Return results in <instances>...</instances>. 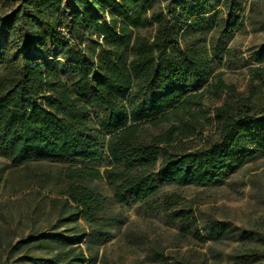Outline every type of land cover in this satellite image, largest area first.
I'll return each instance as SVG.
<instances>
[{"label": "trees", "instance_id": "trees-1", "mask_svg": "<svg viewBox=\"0 0 264 264\" xmlns=\"http://www.w3.org/2000/svg\"><path fill=\"white\" fill-rule=\"evenodd\" d=\"M240 7L241 0H166L164 7L155 0H19L0 16V38L26 51L9 58L0 44V156L14 169L58 168L38 183L61 197L52 202L64 229L38 236L49 255L31 264H94L80 240L89 232L88 241H103L118 219L93 181L104 179L121 204L125 196L142 202L158 183H210L264 153V92L253 86L236 94L215 73L207 41L241 25ZM31 47L67 61L70 82L64 66L40 63ZM259 53L264 63V45ZM251 73L264 87V66ZM223 91L226 101L208 116L205 94ZM94 107L106 116L94 121ZM206 125L212 133L192 150L189 141L201 140ZM103 151L110 160L103 172L68 164L94 163Z\"/></svg>", "mask_w": 264, "mask_h": 264}, {"label": "rangeland", "instance_id": "rangeland-1", "mask_svg": "<svg viewBox=\"0 0 264 264\" xmlns=\"http://www.w3.org/2000/svg\"><path fill=\"white\" fill-rule=\"evenodd\" d=\"M19 0H0V16L16 7ZM164 7L166 0H155ZM93 9V8H92ZM69 8L65 12H69ZM237 16L241 25L227 36L210 33L207 41L215 54V73L235 93L247 96L251 87L264 92L262 82L252 80V70L264 66L257 58L264 45V0H241ZM226 18V14H224ZM64 20V16H59ZM107 20V19H106ZM91 38L96 34L91 33ZM8 57L23 56L13 43ZM30 54L42 64H60L65 80H71L67 61L59 56H44L34 47ZM70 82V81H69ZM208 84L196 88L204 92ZM227 99L205 94L203 108L212 117ZM94 121L106 116L104 110L90 111ZM206 125L201 140L189 141L193 149L212 133ZM156 130L150 129V132ZM68 164L87 166L103 172L110 166L106 151L94 162L74 159ZM48 164L14 169L0 156V264H31L30 258H45L48 251L36 239L42 234L64 229L59 224L58 208L52 200L61 197L43 188L38 180L44 173L55 172ZM90 185L106 198V208L117 222L104 240H87L86 232L78 244L94 264H264V153L258 152L243 166L234 168L213 182L179 186L158 183L157 191L142 202L126 197L119 203L104 179ZM223 226L220 233L212 228ZM30 240H35L31 242ZM249 255L251 258H247Z\"/></svg>", "mask_w": 264, "mask_h": 264}]
</instances>
